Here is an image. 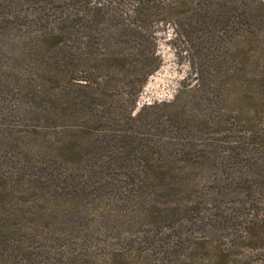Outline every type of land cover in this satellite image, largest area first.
Returning <instances> with one entry per match:
<instances>
[{"label":"trees","instance_id":"trees-1","mask_svg":"<svg viewBox=\"0 0 264 264\" xmlns=\"http://www.w3.org/2000/svg\"><path fill=\"white\" fill-rule=\"evenodd\" d=\"M0 264H264V0H0Z\"/></svg>","mask_w":264,"mask_h":264},{"label":"rangeland","instance_id":"rangeland-1","mask_svg":"<svg viewBox=\"0 0 264 264\" xmlns=\"http://www.w3.org/2000/svg\"><path fill=\"white\" fill-rule=\"evenodd\" d=\"M161 53V63L150 75H148L139 94L138 102L152 99L170 98L177 91L182 82L191 81L195 71L190 58L184 50H180L177 42H171L167 38L166 30L162 27L158 30Z\"/></svg>","mask_w":264,"mask_h":264}]
</instances>
